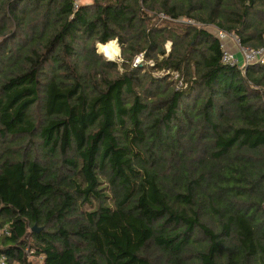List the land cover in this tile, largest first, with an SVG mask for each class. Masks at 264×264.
<instances>
[{
  "label": "trees",
  "instance_id": "trees-1",
  "mask_svg": "<svg viewBox=\"0 0 264 264\" xmlns=\"http://www.w3.org/2000/svg\"><path fill=\"white\" fill-rule=\"evenodd\" d=\"M74 2L0 0L7 264H264V64L180 22L260 48L264 0Z\"/></svg>",
  "mask_w": 264,
  "mask_h": 264
},
{
  "label": "built area",
  "instance_id": "built-area-1",
  "mask_svg": "<svg viewBox=\"0 0 264 264\" xmlns=\"http://www.w3.org/2000/svg\"><path fill=\"white\" fill-rule=\"evenodd\" d=\"M78 0L74 2V9L78 7ZM191 21V20H189ZM190 23V22H189ZM216 27V26H215ZM218 28V27H217ZM219 41V50L221 53V62L237 67L241 74H245V69L248 65L252 64H264V46L260 48H250L243 46L240 39L231 32H227L221 29H217L216 35H214ZM230 45L236 48V50H231L228 48ZM240 55L237 56V53ZM11 235V230L8 224L0 225V239L4 237H9ZM24 254L29 263L25 264H42L43 256L36 255L28 245L24 248ZM0 264H7V258L4 254H0ZM13 264H23V263H13Z\"/></svg>",
  "mask_w": 264,
  "mask_h": 264
},
{
  "label": "rangeland",
  "instance_id": "rangeland-1",
  "mask_svg": "<svg viewBox=\"0 0 264 264\" xmlns=\"http://www.w3.org/2000/svg\"><path fill=\"white\" fill-rule=\"evenodd\" d=\"M86 2H90V0H78V3L79 4H82V3H86ZM183 21L189 23L190 24H195L197 25L198 27L200 28H204L205 30H207L209 33L213 34V35H216V31H217V27H215L216 25L214 24H201L199 22H194L193 20L189 21V20H185L183 18H181L180 22L183 23ZM184 22V23H185ZM196 26V27H197ZM113 42V41H112ZM115 43V42H114ZM116 44V43H115ZM119 47V46H118ZM170 47H171V43L170 42H167L166 45H165V48H166V51H169L170 50ZM228 48H230L231 50H236L235 47H233L232 45H230ZM96 52L101 54L97 48H96ZM237 53V56L240 57V55L238 54V52H235ZM102 55V54H101ZM103 56V55H102ZM105 58V57H104ZM107 59V58H105ZM112 61H116V62H120L121 61V52H120V47H119V54L117 57H115L114 59H112ZM136 64H149V61H145L142 59V55H139L137 57H135L132 65H136ZM166 74V72H163V71H160V72H153V75L157 76V77H163L164 75Z\"/></svg>",
  "mask_w": 264,
  "mask_h": 264
},
{
  "label": "bare ground",
  "instance_id": "bare-ground-1",
  "mask_svg": "<svg viewBox=\"0 0 264 264\" xmlns=\"http://www.w3.org/2000/svg\"><path fill=\"white\" fill-rule=\"evenodd\" d=\"M97 50L104 54L109 59H114L119 54V47L112 41H108L105 44H96Z\"/></svg>",
  "mask_w": 264,
  "mask_h": 264
},
{
  "label": "water",
  "instance_id": "water-1",
  "mask_svg": "<svg viewBox=\"0 0 264 264\" xmlns=\"http://www.w3.org/2000/svg\"><path fill=\"white\" fill-rule=\"evenodd\" d=\"M115 41H116V43H117V40H115ZM117 44H118V43H117ZM95 47L97 48V45H96ZM102 55H103V57L107 58L104 54H102ZM107 60L112 61V59H109V58H107ZM32 230L35 231V232H38V231L41 230V228H40V227L38 228L36 225H34V226L32 227Z\"/></svg>",
  "mask_w": 264,
  "mask_h": 264
}]
</instances>
